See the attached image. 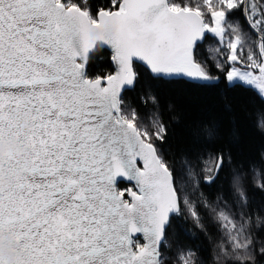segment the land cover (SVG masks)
<instances>
[{
  "label": "snow or ice",
  "instance_id": "6c2138e0",
  "mask_svg": "<svg viewBox=\"0 0 264 264\" xmlns=\"http://www.w3.org/2000/svg\"><path fill=\"white\" fill-rule=\"evenodd\" d=\"M98 47L115 70L92 78ZM137 65L153 82L223 84L264 102V0H0V145L23 149L0 151V180H10L0 187V264H173L168 229L175 221L197 240L189 219L222 237L213 264L264 259V209L251 208L246 184L264 192V154L251 175L238 166L231 201L209 198L201 183L215 184L231 159L216 147L221 124L193 127L197 147L177 168L161 147L170 129L158 96L147 123L124 101ZM176 259L207 264L199 246Z\"/></svg>",
  "mask_w": 264,
  "mask_h": 264
},
{
  "label": "trees",
  "instance_id": "16d2710c",
  "mask_svg": "<svg viewBox=\"0 0 264 264\" xmlns=\"http://www.w3.org/2000/svg\"><path fill=\"white\" fill-rule=\"evenodd\" d=\"M89 2L95 7L104 0H89ZM241 22L243 23L242 18ZM209 44L215 46V42L209 40L203 47L206 48ZM136 68L140 73V79L134 90L124 93V101L135 108L140 118L147 123L151 114L157 111L149 96H158L159 114L162 120L168 123L170 129L167 142L161 147L166 150V157L174 160L177 168L181 166V153L197 147L192 142L190 130L209 121L221 124L224 131L216 142V147L223 148L225 153H230L231 159L226 160L215 184L209 187L202 182L201 190L209 198L223 192L231 201L230 184L238 166H242L247 175H251L248 172L250 165L261 167L260 158L264 154V129L259 127V121L264 118V102L252 91L227 89L223 84L218 87L195 88L187 83L153 82L142 66L137 65ZM112 71L110 53L106 48L98 47L90 53L88 65L90 77L106 76ZM142 97L146 103L142 102ZM226 106L230 110H226ZM198 147L203 150L204 146ZM246 184L249 196L252 198L251 208L264 209V192L254 189L248 181ZM123 185L121 183L120 186ZM173 224L175 227L168 229L170 250L167 253L173 264H178L176 258L180 250L195 249L197 246L200 257L205 258L207 264H213L216 245L222 239L220 234L210 227L208 236H205L189 219L187 227L199 235V239L190 240L179 230V225L175 221ZM258 240H264V232L258 234ZM258 259L259 264H264V259Z\"/></svg>",
  "mask_w": 264,
  "mask_h": 264
},
{
  "label": "clouds",
  "instance_id": "9594fccd",
  "mask_svg": "<svg viewBox=\"0 0 264 264\" xmlns=\"http://www.w3.org/2000/svg\"><path fill=\"white\" fill-rule=\"evenodd\" d=\"M98 33L94 32L93 35H97ZM0 151L3 152H12L17 156H21L23 154V149L16 148L12 145H0ZM15 175H19L17 172ZM10 185L9 178L5 177L4 179L0 180V187L7 189ZM5 254L7 255V251L5 250Z\"/></svg>",
  "mask_w": 264,
  "mask_h": 264
},
{
  "label": "water",
  "instance_id": "95a60500",
  "mask_svg": "<svg viewBox=\"0 0 264 264\" xmlns=\"http://www.w3.org/2000/svg\"><path fill=\"white\" fill-rule=\"evenodd\" d=\"M103 48H106V49L109 51V53H110V57H111V51H110V49H108L107 47H103ZM110 61H111V59H110ZM111 63H112V61H111ZM112 66H113V71H114L115 69H114V65H113V63H112ZM113 71H112V72H113ZM112 72H111V73H112ZM111 73H110V74H111ZM100 77H104V76H100Z\"/></svg>",
  "mask_w": 264,
  "mask_h": 264
},
{
  "label": "rangeland",
  "instance_id": "374dc122",
  "mask_svg": "<svg viewBox=\"0 0 264 264\" xmlns=\"http://www.w3.org/2000/svg\"><path fill=\"white\" fill-rule=\"evenodd\" d=\"M123 184H124V185H123V186H120V187H122V188H126V187L129 186L127 183H123Z\"/></svg>",
  "mask_w": 264,
  "mask_h": 264
}]
</instances>
